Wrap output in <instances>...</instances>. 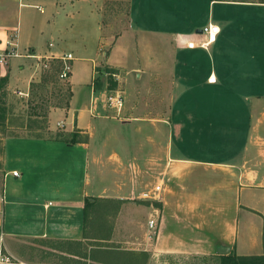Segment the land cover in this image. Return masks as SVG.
Wrapping results in <instances>:
<instances>
[{"label": "crops", "instance_id": "0c3cea01", "mask_svg": "<svg viewBox=\"0 0 264 264\" xmlns=\"http://www.w3.org/2000/svg\"><path fill=\"white\" fill-rule=\"evenodd\" d=\"M5 1L0 0V11H7ZM9 1L21 8L36 5L40 13L49 11V17H16V24H9L15 18L12 15L0 17L2 47L15 35L21 52L48 57L70 54L71 97L67 108L48 113L44 132L29 128L30 135L3 142L0 249L26 261L29 256L20 248L25 249L30 240L81 243L84 255H68L79 264H107L102 255L114 240L122 245L114 249L124 256L148 255L150 264H166L172 256L220 255L219 249L229 251L220 257H264V17L260 31H247L259 39L261 57L245 64L240 78L235 71L239 64L231 65L235 70L226 68L221 54L216 60L211 47H186L187 42L199 40L208 23L221 29L214 46L223 39L221 23H229L234 34L230 36L238 39L243 31L237 28L241 17H236V9H263L264 3L128 0L129 29L112 40L89 0L63 2L62 7L58 4L62 0ZM215 6L234 12L226 18L222 11L215 12ZM23 19L25 42L20 39ZM37 36L46 37L48 43L36 45ZM218 49L224 52V47ZM230 49L238 51L237 46ZM163 53L169 55L165 54V65L160 60ZM127 60L133 63L127 65ZM24 63V58L12 59L0 67V79H6L8 88H24L26 97L33 81L22 69ZM101 63L126 75L146 65L152 70L163 66L181 89L171 103L166 125L144 128L148 133L143 139L135 111L123 105L117 114L106 106V99L101 105L102 93L92 87ZM210 74L215 84L208 83ZM230 85L251 87L252 92L228 93ZM57 132L61 136L56 137ZM142 144L150 149L149 156L160 145L165 158L161 169L167 173L161 199L150 204L151 214L133 202L139 194L138 181L125 177L126 165L134 167L147 158ZM94 202L117 206L112 217L100 210L107 222L104 216L89 217ZM153 213H161V221L149 241L147 221ZM95 222L101 223L106 234L86 236Z\"/></svg>", "mask_w": 264, "mask_h": 264}, {"label": "rangeland", "instance_id": "374dc122", "mask_svg": "<svg viewBox=\"0 0 264 264\" xmlns=\"http://www.w3.org/2000/svg\"><path fill=\"white\" fill-rule=\"evenodd\" d=\"M72 1L74 2L75 0H62L59 1L58 4L62 7L65 5L63 2L67 3ZM89 1V5L94 8L93 11L98 14V19L100 20L101 25H103L104 30H109L111 32L112 40L129 29V21L127 17L128 0ZM257 1L264 2V0ZM35 6L36 5H32L33 8L25 6L21 8L17 4H13L9 0H6L5 8L7 11L3 12L1 10L0 17H10V15L15 17L12 23L9 24H16L18 20L16 17H49V11L40 13L39 10L34 9ZM215 10L216 13L219 10L222 11V13L227 16L226 18L234 12L232 8L222 10V7L219 8V6H215ZM236 17H241L237 23V28L239 31H243V33L238 36V39H233L232 36H234V34L230 32L231 27L229 26V23H221L220 26L223 31L221 37L223 39L220 44H216L215 46L212 45L210 52H212L216 60L219 54H221V61H223L226 68L235 70L232 68L234 67L233 63L237 62L239 65L237 70H235L237 72L236 77L240 78L242 67L245 64H254L256 63L254 60L255 58H260L261 55L262 57L264 56L263 53H261V55L258 54L260 52V47H258L259 39L254 37L253 33L247 32L249 30H253L254 32L260 31L258 27L261 25L260 19L264 17V8L236 9ZM247 17H251V19H247ZM22 24L23 29L20 39L22 42H25V32H23L25 29L24 19L22 20ZM230 33L232 36H230ZM33 42L36 45H46L48 39L46 37L37 36ZM235 46L238 47L237 52H233V50L230 49V47ZM220 47H224V52L222 51L221 53L218 49ZM22 52L24 53V50H22ZM165 54L167 53L161 54L164 58L160 59L161 63H164V65L166 64L165 59L169 56L167 54L166 57ZM42 62L43 60L25 59V63L22 65V69L27 71L33 81L29 85L26 97L23 95L25 94L24 88H8L7 83L0 79V154L2 153V145L5 139L30 135L29 128L30 130L38 129L41 130V132H44L47 127L48 113L57 108L65 109L68 107V101L70 98L68 78L61 79L59 77L60 70H56L52 66L50 63L51 60H48L46 67L42 66ZM125 62L127 65H130L131 62L133 63V61L129 62L128 60ZM108 71L112 72L109 73ZM227 71L230 72V70ZM136 74L138 76H136ZM227 75L229 74L227 73ZM94 79H98V90L96 92L102 93L99 101L101 105H104L105 99L109 95L115 94L116 92H120V94L123 95L125 101L124 105L131 111V113L135 111L133 115L139 116L141 119L138 123H140L143 128V139H146L148 133V130H145L144 128L148 129L147 127L166 125L171 103L177 94L181 92V89L170 79L169 74H167V71L163 66L158 70H152L149 68V65H146L145 68L142 67L135 73L126 75L122 71L110 69L101 63L95 69L92 84ZM227 81L228 83L232 81L230 75ZM227 90L229 91L228 93L237 95L240 93L251 94L252 92L250 91L251 87H239L233 85L227 86ZM55 136L59 137L61 134L57 132ZM75 136L77 135L75 134ZM74 140H85V138L80 137L75 139L74 137ZM100 141L99 138L96 141L97 144L100 143ZM9 152L11 155V150H9ZM14 152V155H16L17 152ZM142 152L143 156H146L147 158L141 159L140 163L134 167L126 165L129 171L125 177L127 179L131 178L138 181L139 194L137 198H135V196L133 197V202L144 206V208H146L151 214L153 212V208L150 205L152 202L142 200V194L151 191L154 186L160 185L161 192L157 196L158 199H161L162 193L167 184V173H164L161 169V164L165 161V158L163 157L164 152L160 150V145H158L152 156H149V154H151L150 149L146 144H142ZM175 160L176 159L174 158L172 161L173 164L176 163ZM166 161L170 163V160ZM156 202L154 203L156 204ZM155 204V208L160 207V205ZM92 206L94 207V211L92 215L88 212V214H90L89 217L92 216L93 219L97 218L99 220L104 216V214L101 215L100 210H103L104 213L109 211L110 216L112 217V212L117 207L105 202H94ZM96 210L98 211L97 213ZM157 217H159L158 223H160L161 213H158ZM104 221L107 222L106 216H104ZM107 230L109 233L111 232V228ZM106 232L105 228H101L100 222H95L94 225L92 224L87 228L85 235L95 238L106 234ZM146 233L148 234V232ZM149 241H151V239ZM24 245L25 249L21 246L20 252L23 250V253L29 256V258L25 261V259L11 256V264H79L81 263L80 260H75L73 262V259L68 255H84V246H82L81 243H57L51 240H30ZM109 247L111 248L105 250L107 252L102 255L103 260L107 264H127L134 260L139 264H150V258L148 255L126 257L122 252L114 249L122 247L118 240L111 242ZM166 264H220V255L214 253L208 255L189 254L184 256H172L167 259Z\"/></svg>", "mask_w": 264, "mask_h": 264}, {"label": "built area", "instance_id": "2783aa9c", "mask_svg": "<svg viewBox=\"0 0 264 264\" xmlns=\"http://www.w3.org/2000/svg\"><path fill=\"white\" fill-rule=\"evenodd\" d=\"M221 29L217 24L208 23L201 30L198 41H190L186 43L188 49L200 48L203 50H208L217 40ZM52 45L49 44V47ZM24 58V59H36L38 61L43 60L42 66H47L48 60L58 59L62 62V70L60 71L59 77L61 79H67V74L70 72V62L72 61V56L70 54H64L60 57L54 56H38L30 51L25 53L21 52L18 48L17 37L15 35L10 36V38L2 47V42L0 41V67H6L9 65L12 59ZM209 84H215L216 78L214 75L210 74L207 79ZM124 105V97L120 92L109 95L106 97V106L111 110L116 111L117 114L121 112ZM14 177H18L17 172H12ZM161 192V186H154L149 192L142 194V200L156 202L158 201V196ZM2 199L0 198V201ZM155 214V213H154ZM151 215L147 221L148 239H153L157 233L158 217L157 214ZM12 257L5 254L2 249H0V264H11Z\"/></svg>", "mask_w": 264, "mask_h": 264}, {"label": "trees", "instance_id": "16d2710c", "mask_svg": "<svg viewBox=\"0 0 264 264\" xmlns=\"http://www.w3.org/2000/svg\"><path fill=\"white\" fill-rule=\"evenodd\" d=\"M264 3V2H263ZM52 66L57 70H62V62L58 59H53L50 62ZM61 68V69H60ZM109 73L112 71H108ZM70 73L67 74L69 77ZM98 79H94L92 87L94 91H97L98 88ZM1 81H6V79H1ZM69 96L71 97V93L69 90ZM220 264H264V257H238L235 255H227L220 257Z\"/></svg>", "mask_w": 264, "mask_h": 264}, {"label": "water", "instance_id": "95a60500", "mask_svg": "<svg viewBox=\"0 0 264 264\" xmlns=\"http://www.w3.org/2000/svg\"><path fill=\"white\" fill-rule=\"evenodd\" d=\"M228 250L227 249H219L218 250V253L220 254V255H226V254H228Z\"/></svg>", "mask_w": 264, "mask_h": 264}]
</instances>
